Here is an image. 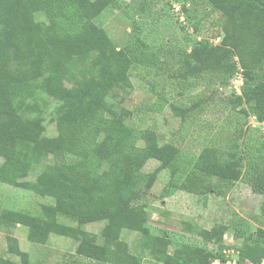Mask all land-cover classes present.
I'll use <instances>...</instances> for the list:
<instances>
[{"label":"trees","instance_id":"trees-1","mask_svg":"<svg viewBox=\"0 0 264 264\" xmlns=\"http://www.w3.org/2000/svg\"><path fill=\"white\" fill-rule=\"evenodd\" d=\"M206 1L224 16L217 67L226 78L234 73L242 75L241 94L234 98V108L245 106L241 113L250 112L257 122L263 123L264 0ZM176 2L184 12L185 3ZM92 5L91 0H0V59L10 58L15 65L13 71L0 67V120L10 117L13 121L12 127H0V156L4 158L0 182L32 189L4 171L19 172L18 176L23 177L33 161L46 154L48 163L38 181L55 198L53 206L43 208L46 224L32 217L22 221L31 229L28 238L45 244L50 233L70 235L77 242L75 253L96 263L142 264V258L132 254L119 237L124 227L140 234L139 247L159 264L226 262L228 259L213 247L175 244L167 236L152 235L146 226L142 198L161 171L174 168L178 149L170 144L158 145L152 130L136 131L127 124L124 114L107 103V95L115 87L131 89L126 74L129 65L124 63L118 69L104 66L102 81L85 84L73 93L59 89L85 66L91 52L117 54L103 29L88 34L83 28ZM36 15H41L45 23H37ZM180 24L183 27L185 23ZM75 46L81 50L73 53L71 48ZM193 57L189 53L182 59L183 78L199 71V67L192 68ZM231 58L237 62L230 61ZM21 66L27 68L22 70ZM44 68L49 77L42 88L61 100L57 108V136L31 144L24 113L35 107L24 103L25 96L32 88L30 81ZM228 156L227 160H219L214 147L204 148L181 182L174 181L175 170H171L170 190L218 194L222 185L243 180L254 193L263 196L258 220L264 221V161L248 167L244 175L241 159L235 153ZM148 160L159 165L144 175L142 169ZM57 215L72 219L77 227L70 229L58 224ZM96 222H105L100 232L102 244L79 228ZM195 228L188 222L182 223L186 233L197 232ZM226 231V226L220 225L208 241L215 246ZM198 234H202L200 229ZM235 239H242L239 260L256 264L264 258V228L236 232ZM0 264L16 263L2 260ZM20 264L28 262L23 259Z\"/></svg>","mask_w":264,"mask_h":264},{"label":"rangeland","instance_id":"rangeland-1","mask_svg":"<svg viewBox=\"0 0 264 264\" xmlns=\"http://www.w3.org/2000/svg\"><path fill=\"white\" fill-rule=\"evenodd\" d=\"M91 1L93 5L86 13L83 28L88 34L103 29L117 54L91 52L85 66L59 89L73 93L85 84L102 81V67L118 69L128 64L126 74L131 89L115 87L107 95V103L124 114L127 124L136 131L152 130L158 145L170 144L178 149L174 168L161 171L142 198L149 232L167 236L175 244L213 247L225 259H235L242 244V239H235L236 232L264 228V221L258 220L263 196L254 193L243 180L222 185L218 194L172 191L168 186L171 170H175L174 181L181 182L206 147H214L219 160H227L229 153H235L241 159L244 175L248 167L264 161V122H257L250 112L241 113L245 106L234 108L233 105L234 98L241 94V90L237 93L235 89L241 88L243 82L240 85L238 79L242 80V75L234 73L226 78L217 67L223 14L211 9L206 0H178L185 3L183 16L188 17L182 27L170 4L177 0ZM35 21L45 23L41 15H36ZM80 50V46L71 48L73 53ZM189 53L194 54L192 68L199 67V71L183 78L181 63ZM230 61L237 62L236 58ZM0 67L13 71L15 65L10 58L0 59ZM26 68L21 66L22 70ZM48 77L47 69H42L30 81L32 88L25 96L24 103L35 107L24 113L25 125L32 135L31 144L57 136V108L61 100L42 88ZM12 124L10 117L0 120V127L9 128ZM3 163L4 158L0 156V168ZM47 163L46 154L37 158L23 177L18 176L19 172L4 171L33 190L0 182V261L100 264L77 255V242L70 235L50 233L45 244L28 238L31 229L22 221L32 217L46 224L43 208L55 204L53 195L45 191V184L38 181ZM158 165L157 161L148 160L142 173L152 172ZM55 220L70 229L77 227L66 216L57 215ZM183 222L197 226L196 234L184 232ZM104 225L105 222H96L79 228L89 233L97 244H102L100 232ZM220 225H225L227 231L214 246L208 238ZM119 237L132 254L142 258V264H159L139 247V233L122 227Z\"/></svg>","mask_w":264,"mask_h":264},{"label":"built area","instance_id":"built-area-1","mask_svg":"<svg viewBox=\"0 0 264 264\" xmlns=\"http://www.w3.org/2000/svg\"><path fill=\"white\" fill-rule=\"evenodd\" d=\"M170 4H171V8L176 12V14L178 15V21L180 23H184V19L185 17L183 16V11H182V8H181V5L180 3L176 2V1H170ZM240 85L242 84V80L241 79H238ZM238 81H236V83H238ZM236 92L237 93H240V87H236ZM211 264H254L248 260H244V261H241L239 260L238 257H236L235 259H228L226 262H221L219 260H214ZM256 264H264V258L261 259L260 262L256 263Z\"/></svg>","mask_w":264,"mask_h":264}]
</instances>
